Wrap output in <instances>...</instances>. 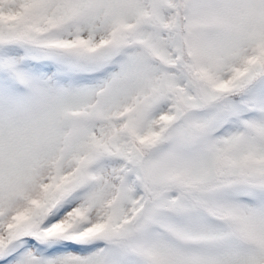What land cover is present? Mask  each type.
Instances as JSON below:
<instances>
[{
    "label": "snow or ice",
    "instance_id": "6c2138e0",
    "mask_svg": "<svg viewBox=\"0 0 264 264\" xmlns=\"http://www.w3.org/2000/svg\"><path fill=\"white\" fill-rule=\"evenodd\" d=\"M0 264H264V0H0Z\"/></svg>",
    "mask_w": 264,
    "mask_h": 264
}]
</instances>
